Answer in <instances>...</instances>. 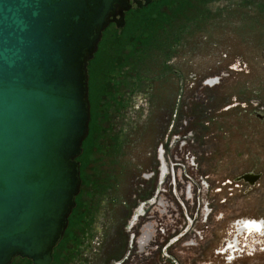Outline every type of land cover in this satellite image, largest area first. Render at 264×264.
I'll return each mask as SVG.
<instances>
[{"label":"rangeland","instance_id":"374dc122","mask_svg":"<svg viewBox=\"0 0 264 264\" xmlns=\"http://www.w3.org/2000/svg\"><path fill=\"white\" fill-rule=\"evenodd\" d=\"M198 7L173 28L160 19L148 34L155 39L140 43L133 55L125 51L123 66L106 83L103 123H91L79 160L84 182L76 202L83 218L56 247L54 264L264 260L258 233L241 240V251L222 248L238 222L264 215V116L250 105H264V0H205ZM161 12L167 14L165 5ZM113 26L89 65V91ZM160 146L172 166L162 182ZM248 173L260 175L251 189L237 180ZM150 198L154 204L145 205V217L129 229L137 206ZM147 217L168 232L157 236L154 252L129 250L131 232Z\"/></svg>","mask_w":264,"mask_h":264},{"label":"water","instance_id":"95a60500","mask_svg":"<svg viewBox=\"0 0 264 264\" xmlns=\"http://www.w3.org/2000/svg\"><path fill=\"white\" fill-rule=\"evenodd\" d=\"M151 1L0 0V264H51L82 184L89 62L109 25Z\"/></svg>","mask_w":264,"mask_h":264},{"label":"trees","instance_id":"16d2710c","mask_svg":"<svg viewBox=\"0 0 264 264\" xmlns=\"http://www.w3.org/2000/svg\"><path fill=\"white\" fill-rule=\"evenodd\" d=\"M204 1L205 0L154 1L148 7H144L141 9L134 8L128 11L126 13V24L122 29H115L114 26L111 28L110 32L106 34V38L102 43L103 56L100 58L98 65L93 69L94 72L93 90L90 89L89 91L90 123H94L96 126L98 123L99 124L103 123V112H104L103 96H105L107 92L106 83L110 80L113 74L118 72L117 71L118 67L123 66V61L128 57L127 55L123 56L124 52L130 51V53L133 55V51L137 46L139 47L140 43L142 44L148 43L149 38H153V35L149 36L148 34L149 33L152 34V30L158 28L157 26L160 23V19H162L163 22L164 20L166 21L167 27L170 26V28H173L172 23H175L178 20L185 19L187 17V14L189 15L191 14L192 10L195 9L198 10L199 9L198 4H201V2ZM163 5H165L167 8V14L161 12V6ZM155 37L156 35H154L153 39H155ZM167 41L169 42V39ZM158 44H160V42ZM95 58L96 57L94 56L93 60L89 62V65L90 63L95 61ZM118 60L122 61V63L119 62ZM88 70H89V66H88ZM96 131L98 132L97 134ZM101 132H102L101 127L100 129L99 128L97 130L95 129V134H96L95 136H97V139H99L98 136ZM92 145L94 146L95 143H92ZM97 145L98 147L96 148L93 147V148L98 149L99 144ZM81 156L78 157L77 160H80L81 158L82 160L80 161L83 162V158H84L83 153L81 154ZM89 160L86 162H89ZM82 171H83L82 163L80 162V177L82 180L81 187L84 182ZM81 192L82 191L80 190L79 195L76 197L77 202H78V198L81 196L80 195ZM81 209L82 207L78 208V205L75 209H73L72 214L69 217L71 219V223L67 230V237L71 235L70 234L71 229L72 230L76 229L79 220H82L83 214H80ZM61 246L62 245H60L58 248H60Z\"/></svg>","mask_w":264,"mask_h":264},{"label":"built area","instance_id":"2783aa9c","mask_svg":"<svg viewBox=\"0 0 264 264\" xmlns=\"http://www.w3.org/2000/svg\"><path fill=\"white\" fill-rule=\"evenodd\" d=\"M250 105L254 108L253 113L255 115H257V116H264V105L263 104H260L258 101H250ZM164 152L165 151L163 150V147L162 146H160L158 148V150H157V160L159 162V166H158V171H159L158 179H159L160 182H162L163 179L166 176H168L169 174L172 173V166L168 165V163L166 162L165 156H164ZM160 156H161V159H158V157H160ZM193 165L194 164H192V166ZM248 186H249V184H248ZM154 202H155L154 201V198H150L148 200H144L143 202H141L137 206L136 211L134 212V215L131 217V219L134 218V220H132V221L129 222V229H133L134 226H137L138 225L139 220L145 217V215H146V210H144L145 209V205H151V204H154ZM161 205H163L162 208L168 207V205H164V204H161ZM164 210L165 209L161 210V213H163ZM206 217H207V215L204 216V219H206ZM146 219H147V221L142 226H140V229L139 230H137V231L136 230H133V232H131V234L129 236V250L130 249H132V250L135 249V250H138V252L141 253V254L144 253L145 251H150V253H151V251L154 252V249H153V245L152 244H156V240H157L156 238H157V236L158 235L163 236V235H165L168 232L169 229H168V227L164 223L160 222V223L156 224V227H155V225L153 224V221H152V218L151 217H147ZM249 221H253V220H249ZM147 223H151V225H152L151 231H150L151 234H150V237H149L148 241L143 244L141 242V237L142 236H141L140 233L144 229V227H145V225ZM180 228H182V226H180ZM173 232H175V231H173ZM199 235H200V232L194 234L193 235V239H195ZM235 249L236 250L239 249V251H241L242 247L240 246V247L235 248ZM129 250L127 252L128 254H129ZM232 251L231 250H228V253L229 252H232ZM224 252H226V250ZM127 255L123 258L124 260H127ZM230 256H232V255H230ZM124 260H122V262Z\"/></svg>","mask_w":264,"mask_h":264},{"label":"flooded vegetation","instance_id":"af4514ba","mask_svg":"<svg viewBox=\"0 0 264 264\" xmlns=\"http://www.w3.org/2000/svg\"><path fill=\"white\" fill-rule=\"evenodd\" d=\"M154 1H158V0H152L150 4H148L147 6H142L141 8H144V7H148L149 5H151ZM134 8H137L135 6H133L131 9H134ZM141 8H137V9H141ZM130 9V10H131ZM129 10V11H130ZM125 24H126V15H125ZM90 126H91V123L89 124V134H90ZM88 134V135H89ZM88 140V137L86 138L85 141ZM83 152V151H82ZM160 157H158V159H160ZM79 161V160H78ZM145 178L149 179V176L148 175H145ZM242 181V180H241ZM245 183V182H244ZM247 184V183H245ZM256 184V183H255ZM254 184V185H255ZM254 185H249V189H251V187H253ZM81 190V189H80ZM76 207H77V202H76ZM75 207V208H76ZM74 208V209H75ZM72 214V213H71ZM259 221H256V220H253V221H249V220H243L241 222H238L237 223V229H235V234L232 235V237L228 240L225 241L224 245L222 246V248H225L226 251L228 250H233L235 248H238L241 246V243L243 244L242 248H244L246 245L244 244V242H242L241 240L244 239V241H247V237H249L250 234H254L256 235L257 233L259 235H261L263 238H264V215L262 218L258 219ZM258 224H257V223ZM71 223V219L69 218V223H68V227ZM68 227L63 235V238L59 241V243L57 244L56 247H59L61 242H63V240H65V238L67 237V230H68ZM151 223H147L144 227V229L141 231V242L144 244L148 241L149 237H150V234H151ZM248 233H246V232ZM258 231V232H257ZM241 233V236L239 238V235ZM245 235V237H243ZM254 238V237H252ZM56 247L54 248V251H53V260L51 262V264H54V261H55V249ZM224 250V251H225ZM263 250H264V247H263ZM223 251V252H224ZM254 251V250H253ZM252 251V252H253ZM222 252V253H223ZM225 253V252H224ZM251 255H253V253H251ZM25 261H28V259H25V258H20V257H15L11 264H26ZM30 261V260H29ZM31 262V261H30ZM252 264H264V260L263 261H254Z\"/></svg>","mask_w":264,"mask_h":264},{"label":"bare ground","instance_id":"6f19581e","mask_svg":"<svg viewBox=\"0 0 264 264\" xmlns=\"http://www.w3.org/2000/svg\"><path fill=\"white\" fill-rule=\"evenodd\" d=\"M89 134V133H88ZM88 137V136H87Z\"/></svg>","mask_w":264,"mask_h":264}]
</instances>
